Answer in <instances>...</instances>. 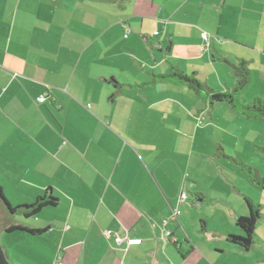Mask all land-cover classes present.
<instances>
[{
    "label": "crops",
    "instance_id": "0c3cea01",
    "mask_svg": "<svg viewBox=\"0 0 264 264\" xmlns=\"http://www.w3.org/2000/svg\"><path fill=\"white\" fill-rule=\"evenodd\" d=\"M241 61L243 99L264 100V0H0L1 193L12 207L57 200L29 219L0 202L17 264H264V191L220 161L264 175L249 157H264V122L157 79L174 67L223 92ZM246 198L260 206L248 251L226 241L244 235Z\"/></svg>",
    "mask_w": 264,
    "mask_h": 264
},
{
    "label": "trees",
    "instance_id": "16d2710c",
    "mask_svg": "<svg viewBox=\"0 0 264 264\" xmlns=\"http://www.w3.org/2000/svg\"><path fill=\"white\" fill-rule=\"evenodd\" d=\"M229 67L236 78V83L233 89L223 92L212 91L209 87L196 80L193 76L185 75L181 70L174 67L171 69L169 74L159 75L157 79L160 81H172L176 84L186 86L195 94L203 96L205 103L210 107L215 103H227L231 105V107L242 117L264 122V100L255 99L252 102H248L242 97L249 82V71L245 62L241 61L237 64H229ZM154 81L155 80H152V83H154ZM227 159L232 160L244 173H246L251 182L264 191V177H261L255 169L238 159ZM0 202L5 213L15 217L20 216L24 219H29L36 216L43 208L54 206L57 200L51 195L50 190L47 189L42 195L37 197L33 204H23L12 207L3 196L0 189ZM245 203L247 205L249 215L247 217H237L235 220L236 227L239 228L244 235H228L226 237V241L234 247L248 251L253 245L255 229L260 217V206L258 204H254L247 198L245 199ZM14 231H25L31 235H38L45 230L34 229L19 224H11L4 230L5 233H12Z\"/></svg>",
    "mask_w": 264,
    "mask_h": 264
},
{
    "label": "rangeland",
    "instance_id": "374dc122",
    "mask_svg": "<svg viewBox=\"0 0 264 264\" xmlns=\"http://www.w3.org/2000/svg\"><path fill=\"white\" fill-rule=\"evenodd\" d=\"M254 101V100H252ZM252 101H249V102H252ZM217 104V103H215ZM214 104V105H215ZM208 109V108H207ZM207 109H205L207 111ZM206 113V112H205ZM204 121V120H203ZM259 157H255V156H249L250 159L252 158L255 163H257V165L259 164V162L263 161L264 157H261V155H258ZM245 159L246 161H250L248 160V158H243ZM222 162H224V164H227V169L228 171L230 172V174L232 176H234V178L237 180L238 183H240L242 181V178L246 179V180H249V177L246 175V173H244L240 167H238L232 160H229L227 158H222V160H220ZM254 162H251V163H254ZM250 166V165H249ZM252 167V166H250ZM255 166H253L252 168L256 170V168H254ZM240 172V173H236V172ZM240 174V175H239ZM259 174V173H258ZM242 176V177H241ZM261 177H264V175H260ZM15 216H10V215H7V218H14ZM198 228H199V225H198ZM260 228L262 229V227H260V225L257 227L258 230H260ZM6 236V237H5ZM0 244L1 246L3 245L4 247L7 246L9 247V244L12 245V248H13V252H12V248H11V251H10V256L9 258L14 260L12 262V264H17V261H19L18 257L16 256L15 252H18L19 251V243H16L14 238H13V235L12 234H8V235H1L0 237ZM2 246V247H3ZM17 259V260H16Z\"/></svg>",
    "mask_w": 264,
    "mask_h": 264
},
{
    "label": "built area",
    "instance_id": "2783aa9c",
    "mask_svg": "<svg viewBox=\"0 0 264 264\" xmlns=\"http://www.w3.org/2000/svg\"><path fill=\"white\" fill-rule=\"evenodd\" d=\"M129 30L126 31L124 37H127ZM212 37L209 36L207 33L202 32L201 33V39L204 42L205 47H207L210 43V39ZM45 101V96L42 95L39 98H37V102L39 103H43ZM201 122V116L198 117V124L200 125ZM188 200V194L186 193V191H182L179 194L178 197V201L179 202H186ZM180 214V211L178 209L173 210L172 214H171V218L174 220L176 219ZM163 227L167 224V220H163L162 221ZM106 237H112L113 241L115 243L116 246H121L122 244H126V246H130V245H134V244H140L141 240L139 239H126V238H122L121 236H119L117 233H113L111 231H105L104 232ZM171 234L169 232H164V238H170Z\"/></svg>",
    "mask_w": 264,
    "mask_h": 264
},
{
    "label": "water",
    "instance_id": "95a60500",
    "mask_svg": "<svg viewBox=\"0 0 264 264\" xmlns=\"http://www.w3.org/2000/svg\"><path fill=\"white\" fill-rule=\"evenodd\" d=\"M0 264H9L8 258L1 244H0Z\"/></svg>",
    "mask_w": 264,
    "mask_h": 264
}]
</instances>
